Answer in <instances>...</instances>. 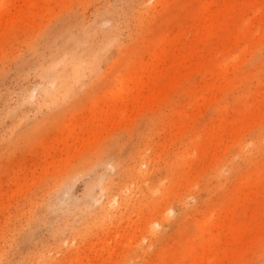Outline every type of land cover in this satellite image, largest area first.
<instances>
[{
	"label": "rangeland",
	"instance_id": "374dc122",
	"mask_svg": "<svg viewBox=\"0 0 264 264\" xmlns=\"http://www.w3.org/2000/svg\"><path fill=\"white\" fill-rule=\"evenodd\" d=\"M0 264H264V0H0Z\"/></svg>",
	"mask_w": 264,
	"mask_h": 264
}]
</instances>
